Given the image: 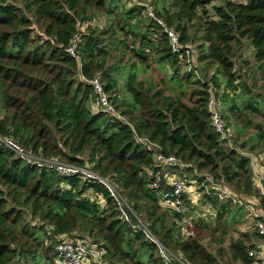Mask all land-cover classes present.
Masks as SVG:
<instances>
[{
  "label": "trees",
  "instance_id": "1",
  "mask_svg": "<svg viewBox=\"0 0 264 264\" xmlns=\"http://www.w3.org/2000/svg\"><path fill=\"white\" fill-rule=\"evenodd\" d=\"M119 1L0 0V136L32 155L88 167L132 211L126 210L128 223L100 182L30 164L0 142V264H56L53 246L62 236L95 245L106 264H165L156 244L134 227L136 217L187 263L228 264L224 251L213 254L197 237L211 228L208 223L198 226L192 219L191 234L182 237V216L162 207L146 186L157 171L183 178L190 173L205 190L210 185L201 203L211 213L201 217L223 227L237 214L246 219L243 205L231 198H254L264 211V193L254 185L251 167L253 156L264 157V0H222L212 7L215 18L205 6L210 0L150 2L156 17L178 32V52L142 5L125 0L126 8ZM101 14L112 16L105 28L95 21ZM194 22L196 59L216 66L209 78L186 61L192 43L187 24ZM74 35L79 59L66 52ZM245 40L254 60L244 59L236 74L233 58ZM113 59L118 61L109 63ZM181 64L188 70L180 71ZM117 69L124 75V97L116 109L125 120L94 109L97 96L87 81L99 76L109 94L118 93ZM142 70L147 74L140 76ZM211 89L220 95L233 148L211 123ZM168 156L187 166H162L158 158ZM222 190L230 197H221ZM261 240L255 228L251 235L240 233L227 247L230 262L252 264L248 251Z\"/></svg>",
  "mask_w": 264,
  "mask_h": 264
},
{
  "label": "built area",
  "instance_id": "2",
  "mask_svg": "<svg viewBox=\"0 0 264 264\" xmlns=\"http://www.w3.org/2000/svg\"><path fill=\"white\" fill-rule=\"evenodd\" d=\"M129 2H134L135 4L142 5L144 7L146 15L156 21L160 25L170 44V49L172 52H178L182 48V45L179 42V34L173 28L167 27L164 21L156 17L154 10L150 4L143 2L141 0H128ZM77 35H74L70 41V44L66 48V52L74 58H78L77 50ZM189 50L186 49L185 54L187 55ZM188 56V55H187ZM91 85L93 93L97 96V100L94 103L93 107L95 110H100L111 115L118 116V111L116 109V103L105 89L104 82L100 79L99 76H94L91 79L87 80ZM224 88H221L220 94L223 92ZM207 109L210 113V119L213 127L219 133L220 139L223 144L229 145L233 148L231 142L232 132L228 127L226 120L223 118L222 114V101L219 96H215L214 93L210 90V96L207 102ZM0 142L5 146L13 150L16 155L26 162L39 166L47 167L57 171L60 174L68 176H78L84 180L100 182L106 187L110 195L115 199L117 209L122 214L123 219L131 223V219L128 216L126 210L130 212L131 209L126 203L125 199L119 194L116 188L110 184L107 180L100 177L96 172L90 170L88 167H80L74 164H69L65 162L58 161L57 159L43 158L39 156L32 155L30 152L26 151L22 145L13 140L12 138L0 136ZM161 165L166 167L170 163H178L180 167H186V164L178 161L173 156H168L166 158H158V161H161ZM257 170H255V174ZM209 181V179L207 178ZM261 186L264 191V173H261L260 177ZM211 182V181H210ZM167 186V188L164 187ZM202 185V182H199L195 177L189 179L181 177L178 173H167L164 174L161 171L150 173L146 178V186L156 191L159 195V202L162 207L180 214L183 218V222L190 224L189 218L191 216H186L188 213L191 214L192 209L197 204L196 201L199 197V186ZM221 197L229 198L227 191L222 190ZM233 202H238L240 204H245L248 200L231 198ZM102 201V200H101ZM250 202V201H249ZM193 204H195L193 206ZM253 210V208L251 207ZM254 216V228L257 231L258 235L262 238L255 249H250L248 255L252 257V264H264V212L257 213L253 212ZM137 219V227L140 229L147 238L154 242L158 248V253L162 258L165 264H189L184 261L180 256L176 255L174 252L162 245L154 236H152L146 227L145 223L139 218ZM53 252L55 253L56 264H106L103 259L100 257V250L95 245L87 244L81 239H69L61 237V240L56 242L53 246Z\"/></svg>",
  "mask_w": 264,
  "mask_h": 264
},
{
  "label": "rangeland",
  "instance_id": "3",
  "mask_svg": "<svg viewBox=\"0 0 264 264\" xmlns=\"http://www.w3.org/2000/svg\"><path fill=\"white\" fill-rule=\"evenodd\" d=\"M141 1L148 2L149 4H150V2L152 3V2L156 1L158 5L164 4L166 6H169L171 3L170 0H141ZM233 1L243 2L244 0H233ZM221 3H222V0H210V3L205 5L208 9V15L210 18H215V15H214V12L212 9L213 5L218 6ZM119 4H121L123 6L125 5L124 7H126V8L130 7L129 4L127 2H125V0H122L121 2L119 1ZM197 11H198V13H200V9H198ZM110 19H112V16H110ZM110 19L109 18L107 19V17L104 14L98 15L97 20L95 19V21L99 24L97 27L105 28L108 25V21H110ZM93 24H96V23L93 22ZM187 27L189 28V30H188L189 40L192 43H189L191 45V47L189 46L190 51L187 54L189 59H187L186 61L189 62L190 65H192L191 69H194L196 67L194 69V70H196V72H195L196 74L198 72V75L202 76V73L205 70V74L207 75V78H209V76H211L213 71L215 70L216 66L212 65L210 67H206L204 62H202V61L198 62L197 61L196 56H197V53H199L198 52L199 50L196 48V45L199 44L200 40H199V38H196L195 42L192 41L194 34L197 30V24H196V22H194L193 25H192V23H188ZM39 33H40L39 27L34 25V32L32 33L33 36L37 37V35ZM117 47L120 50L122 46L118 45ZM127 57H129V54L125 55V57L123 58V62H126ZM244 59H249L250 61L254 60V48L251 45V42L249 40H245L243 42L242 46L240 48H238V51L236 50V55L233 58V62H234L233 71H234V73L238 74L237 70L239 69V67L243 63ZM116 61H118V59H113L109 63L113 64ZM118 63H119V66L123 67L124 64H122L121 62H118ZM182 64L180 65V71H183L185 69L188 70V68L185 67L184 65L182 66ZM154 66H155V64H154ZM141 69H142V67H141ZM166 69H167V71H166L167 73H169V74L172 73V70L169 68V66H166ZM146 74L147 73L144 72V70L139 72L140 76H144ZM126 75H127V71H125V76ZM113 77L116 78L117 88L120 89V91H118V93H114L118 97L117 103H116V105H118V103L120 104L119 101H123L122 97H124V93L122 91V87L124 84V75L122 74V69L113 70ZM150 77H153V76H150ZM242 77H244V76H242ZM246 82L250 83L251 80L247 79ZM222 88H224L223 85H222ZM211 91L213 92L212 89H211ZM254 91L255 90L253 89V92ZM114 94H112V95H114ZM239 101L240 100H238V102ZM222 108H223V104H222ZM117 111H118L119 118H121L122 120H125V118H122L119 109H117ZM3 113L4 112L0 108V117L3 115ZM234 131H235V135H236V130L234 129ZM233 147H235V146H233ZM258 152L261 153L260 150H258ZM256 154H257V152H256ZM255 156H256V158L260 157L259 155H255ZM261 164H264L263 160H261ZM187 174H188L187 179H189L190 173H187ZM207 189L211 190V186L208 185ZM206 190H205V188H203L200 191V189L198 188L199 197L195 203L198 205L194 206L195 204H193V206H194L192 209L193 213H191V214L189 213L188 216L191 215V218H189V220L191 222L193 219L194 224L196 223L198 226H204L206 223H208L211 226V228L207 232L204 231L202 234L201 233L197 234V237L200 239L202 245H204L207 248V250L212 252L213 254H216L219 251V249H221V252L224 251L223 252L224 260L228 264H232L230 262V257L227 254L228 245L233 240L237 239L240 236V233H246L247 235H251L254 231V226H253L254 221H252L251 218L245 219V215L243 218V216L237 214L236 220H235V218H229L228 222L223 227V225L221 224V221L217 222V223H214L212 220L209 221L210 218L208 215H206L207 216L206 218L201 217L204 213L206 214L210 211L209 206L203 205L201 203V201L204 199L203 193L206 192ZM219 191L221 192V190H219ZM87 193H91V191L88 190ZM197 216H200L199 219H196ZM32 222H35V220L33 219ZM36 223H38V222H36ZM189 231H190V228H187L186 232L189 233ZM39 254H41V251H39ZM40 260L43 262L44 261L43 257L42 258L40 257ZM25 264H34V263L28 261ZM233 264H239V263L236 262Z\"/></svg>",
  "mask_w": 264,
  "mask_h": 264
},
{
  "label": "crops",
  "instance_id": "4",
  "mask_svg": "<svg viewBox=\"0 0 264 264\" xmlns=\"http://www.w3.org/2000/svg\"><path fill=\"white\" fill-rule=\"evenodd\" d=\"M259 156H260L259 158H256V156H253L251 158V167H252V172H253V183L262 193H264V191L262 189V186H261V181H260L261 173H264V164H261V160H263V163H264V157L262 155H259ZM255 170H257V172H256L257 174H255ZM202 185L206 187V184H204L203 182H202ZM202 185H200V186H202ZM201 190L202 189H200V191ZM94 196L95 195L93 194L91 197H94ZM99 199H100V196H99ZM251 201L252 202L246 201L245 204H242V205H243V207L245 208V211H246V219L251 218L252 221H253V219H254L253 212L262 213L264 211L260 210L258 208V201L256 199L252 198ZM251 207L253 208V210L251 209ZM210 213L211 212L209 211L208 214H210ZM188 215H189V213H188ZM188 215H186V216H188ZM191 225H192V221L188 225L187 223L183 222V220H182L181 235H182L183 238H185V237H187L188 235L191 234V227H192ZM187 228H190L189 233L186 232Z\"/></svg>",
  "mask_w": 264,
  "mask_h": 264
}]
</instances>
